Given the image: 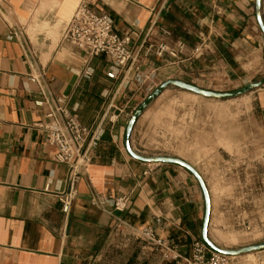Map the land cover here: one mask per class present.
Returning <instances> with one entry per match:
<instances>
[{
    "label": "crops",
    "instance_id": "0c3cea01",
    "mask_svg": "<svg viewBox=\"0 0 264 264\" xmlns=\"http://www.w3.org/2000/svg\"><path fill=\"white\" fill-rule=\"evenodd\" d=\"M79 2L0 0V264H121L117 251L135 239H141L140 253L130 254L129 264H183L193 240H202L200 186L178 164L130 156L126 123L148 87L168 79L197 86L220 79L240 88L264 77V34L255 0H92L138 52V62L123 67L104 55L85 64L82 52L61 39L62 23ZM260 18L264 26V0ZM160 43L176 54L148 52V45ZM249 93L264 122V84ZM62 95L89 131L90 161L77 175L68 213L59 198L69 188V167L54 160L53 148L35 126L47 120L52 101ZM37 100H43L41 106ZM148 107L131 131L132 150L194 166L178 154L146 148L153 114ZM107 193L129 195L127 208L119 213L109 202L99 205ZM144 228L153 229L180 258L165 257L164 247L143 239ZM256 264H264V249L256 253Z\"/></svg>",
    "mask_w": 264,
    "mask_h": 264
},
{
    "label": "rangeland",
    "instance_id": "374dc122",
    "mask_svg": "<svg viewBox=\"0 0 264 264\" xmlns=\"http://www.w3.org/2000/svg\"><path fill=\"white\" fill-rule=\"evenodd\" d=\"M216 82L199 87L237 89L220 79ZM148 108L153 114L147 123L146 148L195 162L206 183L212 242L235 249L264 241V122L254 111L250 93L218 99L168 86ZM201 197L204 211L202 192ZM140 240L120 247L121 264H129L125 260L130 254L140 253ZM258 251L231 257L232 264L240 258L256 264Z\"/></svg>",
    "mask_w": 264,
    "mask_h": 264
},
{
    "label": "built area",
    "instance_id": "2783aa9c",
    "mask_svg": "<svg viewBox=\"0 0 264 264\" xmlns=\"http://www.w3.org/2000/svg\"><path fill=\"white\" fill-rule=\"evenodd\" d=\"M155 22L152 23V26ZM164 33H167L164 31ZM61 39L78 48L84 57V63L99 55H104L116 66H131L138 62V52L136 48L130 46V36L120 34L114 28L112 18L102 10L93 7L92 0H80L75 7L70 18L62 23ZM162 56L165 52L175 55L176 51L170 49L164 43L157 46L148 45L147 50ZM199 52V47L194 49ZM84 76L91 74L87 69L82 70ZM35 81V78H31ZM154 89V85L148 87V92ZM65 96L55 98L51 103V109L47 114L45 122L35 124L44 134L46 142L53 148V158L57 162L66 164L69 167V188L60 195L62 211L68 213L71 203L75 196L74 184L77 175L82 167L89 161L90 156L85 147L86 138L89 134L88 129L79 121L78 117L71 113L64 105ZM43 100L35 101L41 106ZM109 202L114 211L121 213L127 208L129 195H113L107 193L103 195L98 204L103 206ZM122 225L121 219L117 220V228ZM140 236L151 243L153 246L164 247L169 255L165 257L172 259L180 258L172 248L163 240L159 239L151 228L141 229ZM183 264H232L231 256L223 255L210 249L202 240L195 239L191 245L189 257L182 258Z\"/></svg>",
    "mask_w": 264,
    "mask_h": 264
},
{
    "label": "water",
    "instance_id": "95a60500",
    "mask_svg": "<svg viewBox=\"0 0 264 264\" xmlns=\"http://www.w3.org/2000/svg\"><path fill=\"white\" fill-rule=\"evenodd\" d=\"M255 14L258 25L264 34V26L260 18V0H255ZM263 84H264V77H262L260 80L256 82L246 84L243 87L237 88L232 91H214L199 87L193 83L185 82L179 79H168L160 83L158 86H156L152 90V92L149 93L138 104V106L132 112L129 120L127 121L124 131V146L127 153L133 158L148 163H153V162L175 163L184 167L196 178L200 186L204 201V211H203L201 230H200L201 239L210 249L227 256H238L244 253L262 250L264 249V241L235 249L221 248L216 244H214L208 236V224H209L210 208H211L210 195L206 183L203 177L201 176V174L199 173V171L188 162L175 156H169V155L144 156L134 152L130 146V134L140 115L168 86H176L180 89L187 90L192 93L202 95L205 97L225 99L247 93L255 88L262 86Z\"/></svg>",
    "mask_w": 264,
    "mask_h": 264
},
{
    "label": "bare ground",
    "instance_id": "6f19581e",
    "mask_svg": "<svg viewBox=\"0 0 264 264\" xmlns=\"http://www.w3.org/2000/svg\"><path fill=\"white\" fill-rule=\"evenodd\" d=\"M231 257H234V256H231Z\"/></svg>",
    "mask_w": 264,
    "mask_h": 264
}]
</instances>
